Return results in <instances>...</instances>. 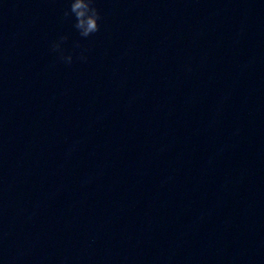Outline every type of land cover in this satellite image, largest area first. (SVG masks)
<instances>
[{"label":"clouds","instance_id":"clouds-1","mask_svg":"<svg viewBox=\"0 0 264 264\" xmlns=\"http://www.w3.org/2000/svg\"><path fill=\"white\" fill-rule=\"evenodd\" d=\"M69 15L74 16V27L82 37L87 38L99 31L100 14L94 6L93 0H72L69 11L65 12V16ZM65 40H67L66 36L60 37V42L53 44V51H60L61 59L70 64L72 56L70 54L65 56L60 47V44Z\"/></svg>","mask_w":264,"mask_h":264}]
</instances>
